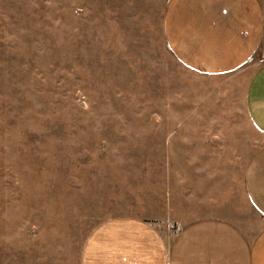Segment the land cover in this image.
Wrapping results in <instances>:
<instances>
[{
	"label": "rangeland",
	"instance_id": "rangeland-1",
	"mask_svg": "<svg viewBox=\"0 0 264 264\" xmlns=\"http://www.w3.org/2000/svg\"><path fill=\"white\" fill-rule=\"evenodd\" d=\"M167 3L0 0V264H81L102 222L169 208L170 182L211 188L248 238L264 225L243 189L264 143L244 113L247 76L183 67Z\"/></svg>",
	"mask_w": 264,
	"mask_h": 264
},
{
	"label": "crops",
	"instance_id": "crops-1",
	"mask_svg": "<svg viewBox=\"0 0 264 264\" xmlns=\"http://www.w3.org/2000/svg\"><path fill=\"white\" fill-rule=\"evenodd\" d=\"M163 29L167 49L188 70L247 76L244 113L264 136V61L256 57L264 35L259 0H168ZM242 175L245 198L264 220V143ZM166 185L163 203L169 208L102 222L89 233L81 264H264V225L248 238L219 217L221 199L211 188L205 195L179 194L174 182ZM187 200L196 205L187 209ZM155 223L179 232L171 239Z\"/></svg>",
	"mask_w": 264,
	"mask_h": 264
},
{
	"label": "built area",
	"instance_id": "built-area-1",
	"mask_svg": "<svg viewBox=\"0 0 264 264\" xmlns=\"http://www.w3.org/2000/svg\"><path fill=\"white\" fill-rule=\"evenodd\" d=\"M178 232H179V230H178L176 233L178 234ZM177 234H176V235H177Z\"/></svg>",
	"mask_w": 264,
	"mask_h": 264
}]
</instances>
